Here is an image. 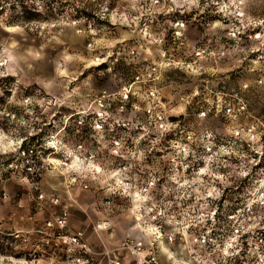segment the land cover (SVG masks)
<instances>
[{
	"label": "rangeland",
	"instance_id": "obj_1",
	"mask_svg": "<svg viewBox=\"0 0 264 264\" xmlns=\"http://www.w3.org/2000/svg\"><path fill=\"white\" fill-rule=\"evenodd\" d=\"M107 3L116 21L112 26L103 22L95 23L91 26L93 36H89L86 31L74 34L68 27L46 28L38 35L33 29L30 31L25 29L20 21L7 23L6 16H0V74L9 73L15 76L14 84L7 85L11 87L12 92L10 103L6 106V111L14 113L15 118L0 115V140L4 138L3 133L11 134V137L24 133L17 120L24 116V110L27 109L26 116L30 121H34L38 130L40 129L38 138L41 141L38 143L45 162L50 164L39 180L42 191L54 190L53 193L63 199V204L69 211L68 227L72 230L81 228L94 252H107L109 258L115 255L122 264H126L128 258L123 259L121 256L124 254L116 252L115 249L123 241L126 229L132 223L130 209L133 208L134 202L125 195L112 196L113 206L107 217L113 228L108 232H99L102 240L97 241L93 237L91 223L96 218H101L94 206L105 193L96 189L94 191L93 188L82 190L78 184L67 185V189L56 184L59 176L67 182L71 178H78L81 181H97L103 186L107 182L105 170L118 163L107 157L106 145L101 134L93 136L100 150L96 159L86 160L74 152V142L70 139L69 132L60 130L66 122V114L70 108L81 110L87 106L90 97L97 93L115 91L121 84L122 74L128 73L127 67L124 66L122 71L117 66H113L110 72L106 69L97 70L99 65L91 66V60L99 62L95 59H102V62L107 60L104 64L111 63L115 51L122 46L119 45L122 39H128V43L138 42L141 50L146 52L147 58L153 61L157 58V51L164 50L177 60L183 56L186 49L208 40L213 47L221 46L226 50L225 59L217 64L220 71L216 79L203 83L202 80L205 79L203 76L193 78L171 69L165 71L162 76L160 83L162 92L166 97H174L197 90L204 94L202 97L206 95L212 99V93L217 92L220 86L225 90H231L239 82H248L251 84L247 95L248 110L258 120L255 124L261 132L264 130V85L253 82L257 75L264 78V66L260 64L261 72L258 74L247 71L251 66L248 61L251 58L249 51L257 47L256 43L246 38L233 44L226 36L231 24L235 23L234 12L243 13L239 23L247 29L244 36L264 34V0H108ZM1 6L3 11L0 12L5 11L9 14L11 4L8 0H0ZM82 8L87 12L97 10L90 5ZM174 17L181 20L172 19ZM175 21L184 23L181 46L175 40L174 44L170 42L171 26ZM135 25H140V29H146L143 40L139 36L134 38L128 30L134 29ZM87 44L92 51L85 50ZM7 53L12 55V58L10 57L12 63L2 66V60ZM106 55L109 56L108 59ZM58 59L63 61V72L55 69L54 64ZM80 71L90 82L88 89H83L76 83L71 85L66 77H63V75L71 77ZM26 86L29 88L32 86L34 89L30 106H24L22 103L23 89ZM71 88H75L73 93L70 92ZM178 105L176 104L175 110L169 111L170 116L179 112ZM196 108L197 103H194L184 112L192 133L197 131L198 122L194 117ZM250 122L249 118L240 120L241 124ZM204 125L216 136L226 134L227 130H224L221 122L207 119ZM85 139L89 140L87 136ZM90 142L91 140L88 149L96 150L93 140L92 144ZM11 149L12 147L9 148ZM232 153L230 158L222 163L227 172L226 178H222L223 192L231 199L221 204L219 196L222 193L214 194L206 186L205 189L183 193L185 201L180 202L177 200L181 199L182 192L175 187H169V192L162 194L164 200L175 197L174 205L169 210L172 214L170 228L174 232L184 234V238L187 237L186 243L183 244L175 235L178 240L173 245H164L161 250L166 252L167 249L172 253L174 264H237L238 256L233 253L231 255L227 246L234 248V240H237L238 234H252L257 230L258 232L264 230V141L235 145ZM88 163L99 168L97 175H93V166H88ZM256 164H259L260 168L254 169ZM220 169L218 162L212 172L216 173ZM235 189L238 192L230 193V190ZM3 193L7 194L6 199ZM152 195L158 199V193ZM218 207L219 219L216 224L209 225V216L211 212L218 211ZM48 211L32 210L24 182L6 183L0 180V264H67L60 258L59 252L55 251L51 242L48 241V245H45L40 236L26 233L31 227L26 221L27 216L38 222L49 216ZM228 216H231L230 220ZM143 224H148L146 218ZM210 229H213L215 237H211L205 247L190 244L193 236L198 233H206L210 237L211 233H208ZM244 245L246 264H264V246L253 241H246ZM236 247L241 248L238 244ZM160 260L163 264L168 263L163 255L160 256ZM101 264H105V259L101 260Z\"/></svg>",
	"mask_w": 264,
	"mask_h": 264
},
{
	"label": "built area",
	"instance_id": "obj_2",
	"mask_svg": "<svg viewBox=\"0 0 264 264\" xmlns=\"http://www.w3.org/2000/svg\"><path fill=\"white\" fill-rule=\"evenodd\" d=\"M107 1L8 0L11 8L14 6L20 16L22 8L26 7L45 18L29 22L22 18L15 20L20 21L28 31L33 29L41 35L46 28L68 27L73 30L74 34L86 31L89 36L94 35L91 26L97 22L114 25L116 19L111 15ZM85 5L96 7L97 10L87 12L82 8ZM77 14L80 16L75 17ZM233 18L235 23L231 24L226 39L233 44L246 38L256 43L257 47L249 51L251 58L248 61L251 66L247 71L251 74H258L261 72L260 64L264 66V34L254 33L249 36L245 35V37L247 29L239 23V20L243 18V13L234 12ZM183 26V22H173L170 31L171 43L174 44L175 40L180 46L183 45ZM140 27V25H135L134 29L128 30L134 38L139 36L143 40L146 29H140ZM119 43L122 46L115 51V57L112 58L111 63H108L110 66L104 64L107 60L102 62V59H95L99 61L95 65L104 64L108 72L119 62L127 67L128 73L123 80L121 79L119 88L90 97L87 106L81 110L70 108L66 114V122L60 128L61 131L70 130L72 135L80 132L86 133L85 137L87 136L89 140L84 137L79 141H73L74 152L86 160L96 159L100 150L93 136L101 134L108 158L118 163L105 170L107 182L103 186L97 181H81L78 178H71L68 182L63 180L62 185L67 189V185L78 184L82 190L93 188L94 191L96 189L105 193V196L94 206L101 218H96L91 223L92 232L110 231L112 227L107 215L113 206L111 200L115 195L121 197L125 195L132 200L131 194L134 193L135 198L139 197L141 200L139 208L135 211L139 216L136 217L130 212L132 223L126 229L124 239L115 251L124 254L121 256L123 259L128 258L126 264H163L160 260L161 255L164 256L167 264H174L172 253L167 249H165L166 252H162L161 246L173 245L178 239L185 244L187 237L184 238V234L174 232L170 228L172 214L169 210L174 205L175 197L164 200L162 194L169 192V187H175L182 192L181 199L177 200L180 202L185 201L183 193L205 189V186L214 194L223 193L222 178H226L227 172L222 163L233 154V146L264 141V130L259 131L255 124L258 120L248 110L247 95L251 87L248 82H239L231 90H225L220 86L217 92L212 93V99L206 95L202 97L204 94L202 95V92L199 93L197 90L174 97H166L161 90L162 76L165 71L171 69L193 78L203 76L205 78L202 80L203 83L216 79L220 71L217 64L223 61L226 55L223 47H213L207 40L186 49L183 56L177 60L164 50L157 51V58L153 61L147 58L146 52L141 50L138 42L128 43V39H122ZM89 47L90 45L87 44L85 50L92 51ZM105 57L109 58L108 55ZM8 63L12 62L6 55L1 65L5 66ZM54 65L57 71L63 72L62 59H58ZM7 77L14 78L15 76L9 73L0 74V78ZM63 77H66L71 85L76 83L83 89H88L90 86L89 80L82 71L71 77ZM253 84L264 85V78L257 75ZM74 89L71 88L70 92L73 93ZM209 93L211 94V91ZM10 99L11 95L4 107L0 109V115L14 119V113L6 111ZM31 100L32 97H23L22 103L24 106H30ZM194 103H197L194 112V117L198 122L196 133H192L184 115L187 108L190 109ZM176 104L180 106L178 107L179 112L170 116L169 111L175 110ZM173 106H175L174 109H172ZM26 113L27 109L24 110V116L17 120L20 127L24 129V133L17 137L3 133L4 138L0 140L3 141V145L0 146V180L2 182H24L32 210L35 212L50 210L48 211L49 216L38 222L28 216L27 221L31 227L26 233L40 236L45 245L51 242L55 251L59 252L60 258L67 264H101L103 259H105V264H122L115 255L109 258L107 252H94L87 243L82 230L70 232L67 227V206L61 203V198L53 193L54 190L49 193L42 191L39 180L50 164L45 162L38 143L41 141L38 138L40 129L36 128L34 121H30ZM170 118H175V120ZM242 118H249L251 122L241 124ZM207 119L221 122L224 130H227L226 134L216 136L209 127L204 125ZM90 140L91 144L92 140L95 143L97 151L88 149ZM10 147H12L11 150H9ZM218 162L221 169L213 173L212 170L217 167ZM92 171L93 175L99 173L94 168ZM155 192L159 194L158 199L152 195ZM3 197L6 199L7 194L3 193ZM145 218L147 225L143 224ZM227 218L230 220L231 216ZM217 221L215 211L211 212L209 225L216 224ZM148 225L151 228V234L145 237L144 232L141 231ZM212 231L213 229H210L208 232L211 233L210 237L206 233H198L193 236L190 244L205 247L210 238L215 237ZM240 241L244 244L246 241H253L264 246V241L258 234H238L237 240H234V248L227 246L231 255L233 253L238 256L237 264L247 263L245 245ZM237 244L241 248H237Z\"/></svg>",
	"mask_w": 264,
	"mask_h": 264
},
{
	"label": "trees",
	"instance_id": "obj_3",
	"mask_svg": "<svg viewBox=\"0 0 264 264\" xmlns=\"http://www.w3.org/2000/svg\"><path fill=\"white\" fill-rule=\"evenodd\" d=\"M21 2V1H20ZM0 11H3V7L1 6V10ZM22 15L20 16L19 15V12L17 13V10H15V7L13 6L11 9H10V12L9 14L8 13H5L4 12H0V16L4 15L6 16V20L5 22L7 23H10V21H15V20H18L19 18H22L24 21H39V20H44L45 18H42L40 17L39 15L35 14L31 9H27L26 7H23L22 8ZM80 15L77 14L75 17H79ZM172 19H176V20H181L180 18H172ZM200 42H198L196 45H199ZM119 70H123L124 69V65L119 62L117 65ZM106 68V66L104 64H102L101 66H99L97 68V70H104ZM126 76V74H122V77L121 79L123 80V77ZM15 82V78L13 77H7V78H0V109H2L4 107V104L6 103L8 97L11 95V87H7V85H9V83H13L14 84ZM31 88H29V86H26L23 92V97H31L33 95V92H34V89L32 88V86H30ZM99 94V93H97ZM189 110V108H187V111ZM171 120H175V118H170ZM69 135H70V139H73V141H79L81 140L82 138L85 137V134L84 132H80L79 134H76V135H72V132L69 130ZM72 141V140H71ZM97 157V156H96ZM108 157V156H107ZM256 168H260V165L259 164H256L254 166ZM57 185H60L59 182L56 183ZM232 194H235V192H238L236 189L235 190H230ZM235 191V192H234ZM50 192V191H49ZM48 192V193H49ZM227 199H231L230 196H227L226 195V192H223L222 195L219 197V201H221L220 203L222 204L224 201H226ZM61 203H63V199H61ZM219 216H220V208L218 207V211H215V217L217 219H219ZM68 222H69V211H68ZM68 222H67V227H68ZM69 231H75V230H72L68 227ZM252 234H258L260 235L261 239L264 241V230H261L258 232L255 231L253 232ZM88 243V242H87ZM89 244V243H88ZM90 248L92 249V246L89 244ZM239 263V262H238Z\"/></svg>",
	"mask_w": 264,
	"mask_h": 264
},
{
	"label": "bare ground",
	"instance_id": "obj_4",
	"mask_svg": "<svg viewBox=\"0 0 264 264\" xmlns=\"http://www.w3.org/2000/svg\"><path fill=\"white\" fill-rule=\"evenodd\" d=\"M7 55L9 56V58L11 57L10 54L7 53ZM11 58H12V57H11ZM95 64H97V63L94 62L93 60H92L91 63H90L91 66H93V65H95ZM63 76H65V75H63ZM1 145H3L2 142H0V146H1ZM90 165H92V164H91V163H88V166H90ZM92 166H93V168L96 170V172H99V168H98L97 166H95V165H92ZM57 179L59 180L58 182L60 183V185H62V183H63V179H62L61 177H59V176H57ZM62 191H63V190H62ZM66 194H68V191H66ZM131 196H132V201L134 202V203H133V208L131 209V213L134 214L136 217H138L139 215L136 214L135 211L139 208V204H140L141 200L139 199V197L135 198L136 195H135L134 193H132ZM110 223H111V221H110ZM111 227H112V223H111ZM112 228H113V227H112ZM143 229H144V230H142L141 232H144L143 235H144L145 237H148V236L151 234V232H150L151 228H150L149 225H148V226H145ZM99 232H105V231H104V230H96V231H93L92 233H93L96 237H98V236L100 235ZM163 248H164V247L161 246V250H163Z\"/></svg>",
	"mask_w": 264,
	"mask_h": 264
},
{
	"label": "crops",
	"instance_id": "obj_5",
	"mask_svg": "<svg viewBox=\"0 0 264 264\" xmlns=\"http://www.w3.org/2000/svg\"><path fill=\"white\" fill-rule=\"evenodd\" d=\"M11 57H12V55H11ZM7 183V182H6ZM89 207H91L92 206V204L91 205H88ZM88 206H85L87 209L89 208ZM78 207H79V205H78ZM29 216V215H28ZM28 216H27V218H28ZM27 218H26V221H27ZM76 230H82L81 228H77ZM83 231V230H82ZM84 232V231H83ZM93 236V235H92ZM93 237H95V239L97 240V241H101L102 240V238H101V234L98 236V237H96L95 235L93 236ZM92 239V238H91Z\"/></svg>",
	"mask_w": 264,
	"mask_h": 264
}]
</instances>
